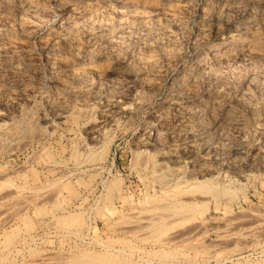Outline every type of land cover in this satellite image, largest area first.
Segmentation results:
<instances>
[{"label": "rangeland", "instance_id": "374dc122", "mask_svg": "<svg viewBox=\"0 0 264 264\" xmlns=\"http://www.w3.org/2000/svg\"><path fill=\"white\" fill-rule=\"evenodd\" d=\"M118 34L126 39L116 41ZM54 41L57 48L47 53ZM0 43L29 53L15 58V72L0 58V82L25 87V96L0 106L5 108L0 170L9 181L19 183L23 176L37 189L15 221L16 230L6 226L0 231V240L19 243L23 228L36 238L21 255L10 256V264L45 251L70 254V264H264V243L237 252L225 240L223 248L210 252L219 240L218 218L241 222L250 212L264 210V169L251 168L264 143V0H0ZM84 53L91 59L87 66ZM197 59L211 62L216 71L212 75L201 66L194 103H218L235 112L244 129L230 126L228 138L245 139L246 145L236 169L216 170L207 182L218 191L224 185L234 190L227 215L203 203L204 214L217 215L189 242L191 247L164 246L165 229L191 223L155 228L139 237L116 228L130 221L132 207L144 206L159 193L134 158L135 152L150 154L152 149L135 143L144 139L142 130L156 110L173 108L167 98L175 85L190 88L188 68ZM84 65L92 74L80 81ZM151 69L158 76L148 77ZM117 77L124 81L116 84ZM57 79L73 86L67 97L74 119L64 121L59 109L45 102ZM113 85L124 109L107 122L100 117L107 108H93L92 91L110 96ZM244 92L255 102L253 109L241 105ZM96 125L100 135L91 142L85 131ZM53 158L63 162L51 166L47 160ZM73 159L86 160L84 169L74 170ZM188 169L183 162L180 175ZM204 187L197 189L210 192Z\"/></svg>", "mask_w": 264, "mask_h": 264}, {"label": "bare ground", "instance_id": "6f19581e", "mask_svg": "<svg viewBox=\"0 0 264 264\" xmlns=\"http://www.w3.org/2000/svg\"><path fill=\"white\" fill-rule=\"evenodd\" d=\"M115 39L122 42L126 39V36L118 34ZM57 46L56 41L52 42L47 49V53L53 52ZM215 54L217 53H212V56ZM19 55L23 57L29 55V53L25 51L18 52L14 47L0 43V58H5L8 61L11 72L16 71L14 63L15 58ZM81 56L83 63H86L87 66L91 59L85 53ZM85 65L82 66L83 68L77 78L80 81L87 80L92 74L91 71L86 69ZM201 66H203L204 72L215 74L216 69L211 62L201 63L198 59L191 62L188 68L190 88H183L182 83H177L173 92L167 98L173 108L156 110L153 119L142 130L144 139H139L135 143V145H147L152 149L150 154L135 152L134 158L136 162L138 161L139 167L148 172L149 183H152L149 185H156L159 193L154 194V199L149 197L150 194L146 196L149 197V200L146 201L144 206L132 207L129 213L130 221L116 228L120 232L139 237L155 230V228L164 230L172 224L191 223L186 228L181 227L182 229H172L169 232L166 231L168 229H165L167 235L162 238L165 242L164 246L177 247L186 244L187 247H191L189 242L197 239L208 226V223L215 218L213 215H217L216 213L213 215L204 214L201 211V204H213L214 208L225 210L226 215L230 211L231 204L235 200L234 190L224 185L219 189L221 191H218L214 189L211 183L208 184L207 182L216 170L236 169L239 166L246 142L245 139L237 142L229 139L228 128L233 126L243 130L244 124L235 112L218 103H215V105L201 102L194 103L200 92L194 86L196 87L199 84L198 71L201 70ZM147 76L150 78L156 77L158 71L151 69L147 72ZM123 81L119 77L114 78L116 84H121ZM251 82L252 80L248 81L249 84ZM23 85L21 82L13 84L9 80H1L0 106L12 104L18 94L25 96ZM51 86L52 91L45 95V102L50 107L58 108L60 117L64 121L74 119L71 113L73 105L70 104L71 102L67 97V93L73 91V86L65 79H57ZM85 86L88 87L89 84ZM112 90H114V94L110 96H103L98 88L92 91L93 108H107V110L100 113L101 119L107 122H112L115 114L124 109L122 104L114 98L118 94L115 85H113ZM240 98L241 105L250 109L254 108L255 102L252 101L248 92L242 93ZM4 109L0 108V118L4 115ZM65 113L67 114L65 115ZM205 114H208L209 119L203 121ZM71 122L74 121L71 120ZM158 123L159 126H157ZM85 134L91 142H95L100 135V126L88 127ZM46 149L44 146L39 147V151L42 152H45ZM85 161L84 159H73L74 170H83ZM47 162L53 166L60 165L63 161L53 158L47 160ZM183 162H186L189 168L186 175H180ZM251 168L264 169V143L252 158ZM8 178V174L0 170V231L6 226L16 230L15 221L20 218L37 194L35 184L25 183L23 176L20 177L21 181L19 183L9 181ZM199 186L208 187L207 191L210 192L201 193V190L197 189ZM144 193L146 192L144 191ZM146 194L148 195V193ZM13 208H16V210H13ZM217 221L216 227L219 228V240L212 245L211 253L223 248L225 240L233 243L231 250L237 252L249 245L264 243V210L250 212L248 218L241 222L234 221L230 216L224 215H222V218H218ZM21 233L22 238L19 243L7 241L4 237L0 240V264H10V256L21 255V249H29L31 243H36V238L32 236L27 228H23ZM236 236H240L239 240ZM102 249L113 252L122 251L118 248L103 247ZM172 258L170 257L168 260L171 261ZM71 261L70 254H54L45 251L23 259L21 264H70ZM146 261L149 260L143 259V262ZM163 261L165 262V260ZM76 264L81 263L77 262ZM96 264L102 263L97 262Z\"/></svg>", "mask_w": 264, "mask_h": 264}]
</instances>
